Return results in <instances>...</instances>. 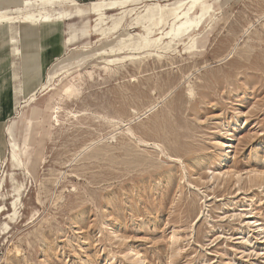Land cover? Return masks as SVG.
<instances>
[{
    "label": "rangeland",
    "instance_id": "obj_1",
    "mask_svg": "<svg viewBox=\"0 0 264 264\" xmlns=\"http://www.w3.org/2000/svg\"><path fill=\"white\" fill-rule=\"evenodd\" d=\"M192 1L56 5L48 57L14 25L0 264H264V0ZM188 9L191 36L162 38Z\"/></svg>",
    "mask_w": 264,
    "mask_h": 264
},
{
    "label": "bare ground",
    "instance_id": "obj_2",
    "mask_svg": "<svg viewBox=\"0 0 264 264\" xmlns=\"http://www.w3.org/2000/svg\"><path fill=\"white\" fill-rule=\"evenodd\" d=\"M196 1L197 0H193L192 2L194 3ZM69 3L72 6L77 5L75 0H20L19 6L17 8L0 9V53L3 52L4 49H7V51H9L16 58V60H19L22 56V50L20 48L21 36H20V31L17 30L14 27V25L15 24L27 25L33 28L39 26H50L51 24H53V22L62 19L64 14L63 13L50 14L49 12H46V10L53 9L54 6L56 5L69 4ZM99 3L94 4L92 8L93 13L96 15H99L98 13L101 12V8L103 7ZM33 6H39V8H37V10L35 11H32L29 8ZM114 9H115L114 4H110L108 7H106L105 10L113 11ZM189 10L190 9H188V11H183L175 14L169 30L165 31L164 33H161L162 38L175 40L176 38L191 36V32H193L194 29L197 27V24H195V21L197 20V16H195V18L192 19L188 15ZM203 15H204V9H201V15L199 16L198 19H200ZM158 24H150L148 27L145 28L146 33L147 34L150 33L151 25L157 26ZM157 41L158 40H154V43H156ZM39 51L42 52L43 57H48L49 55L48 48L39 46ZM101 56L113 57L115 56V54L113 55L112 51H104L101 54ZM121 60L115 59V60H109L108 62L115 63ZM14 65L15 64L9 65L8 72L6 74L5 72L0 73V77L3 78L0 83V91L6 89L8 83L14 84L18 80L17 74L13 72ZM20 91L22 90L20 89ZM11 159L13 162L16 161V155L14 152H12ZM14 211H15V206H14Z\"/></svg>",
    "mask_w": 264,
    "mask_h": 264
},
{
    "label": "crops",
    "instance_id": "obj_3",
    "mask_svg": "<svg viewBox=\"0 0 264 264\" xmlns=\"http://www.w3.org/2000/svg\"><path fill=\"white\" fill-rule=\"evenodd\" d=\"M19 2L20 0H0V9L2 8L4 9L6 7H13V6H14L13 8H9V9L17 8L19 6ZM67 5L69 7H74L70 3ZM75 13L81 14L83 13V10H80L77 8L75 10ZM67 16H69V12H64V16L62 19H64ZM38 30H39V42L42 47L52 49L55 47V45H57V42L60 39V36L56 32L57 31L56 25L39 26Z\"/></svg>",
    "mask_w": 264,
    "mask_h": 264
}]
</instances>
